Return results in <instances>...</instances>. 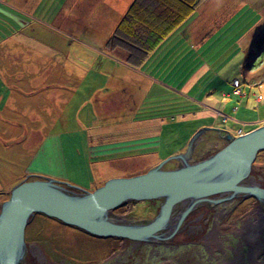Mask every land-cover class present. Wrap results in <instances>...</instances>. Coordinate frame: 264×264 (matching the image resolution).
<instances>
[{"label": "rangeland", "instance_id": "374dc122", "mask_svg": "<svg viewBox=\"0 0 264 264\" xmlns=\"http://www.w3.org/2000/svg\"><path fill=\"white\" fill-rule=\"evenodd\" d=\"M81 1L0 0V70L12 75L4 83L0 77V107L5 94H11L14 107L0 110V204L8 190L28 177L50 174L66 187L87 192L83 187L98 174L110 179L140 173L184 152L198 130L209 128L193 154L194 161H200L227 145L221 139L226 133L236 137L244 134L237 129L246 133L250 122L264 120V0H208L209 6L204 3L164 41V53L142 69L124 73L103 63L102 58H115L101 51L102 43L97 49L96 42L112 34L85 9L101 0ZM117 4L130 5V0ZM11 34L14 39L1 43ZM79 67L85 78L77 76ZM203 68L205 75L182 95L187 81ZM123 85L127 93L121 91ZM108 95H113L114 109L91 108L94 100L98 105ZM212 108L215 117L210 120L193 114ZM94 114L98 121L105 116L110 120L91 129L96 126ZM147 119L152 122L142 123L139 130L113 128ZM202 121L206 125L201 126ZM144 129L153 138L148 142L155 144L138 155L139 148L129 140L143 135ZM47 135H52L47 142L52 166H29ZM176 167L178 163L170 161L164 169ZM250 178L264 188V153L256 156ZM242 198L209 205L216 209L210 221L192 227L188 236L177 233L171 246L96 238L41 214L26 226L25 244H30L35 264H264V204ZM160 204L127 202L115 215L146 223ZM180 242L188 243L173 246Z\"/></svg>", "mask_w": 264, "mask_h": 264}, {"label": "water", "instance_id": "95a60500", "mask_svg": "<svg viewBox=\"0 0 264 264\" xmlns=\"http://www.w3.org/2000/svg\"><path fill=\"white\" fill-rule=\"evenodd\" d=\"M208 130H198L184 152L145 173L111 178L92 192L69 191L52 178L22 180L0 208V264L22 262L26 254L25 228L36 214L96 238L152 244L172 239L187 216L202 204L214 206L238 197H251L264 204V188L245 184L257 154L264 151V125L236 137L226 133L221 137L227 142L225 147L194 161L195 149ZM170 161H176L178 167L164 169ZM152 200H160L161 204L149 222L118 219L113 214L123 203ZM181 204H185L183 210L174 214Z\"/></svg>", "mask_w": 264, "mask_h": 264}, {"label": "crops", "instance_id": "0c3cea01", "mask_svg": "<svg viewBox=\"0 0 264 264\" xmlns=\"http://www.w3.org/2000/svg\"><path fill=\"white\" fill-rule=\"evenodd\" d=\"M17 1H20V0H17ZM79 1H80V3L82 2L81 0H79ZM104 3H107V6H105ZM131 3H132V0H130V4ZM209 3L210 2L207 1V5L206 6H209ZM95 6L96 7H104V10L102 11L101 9L96 8ZM95 6H93L94 8L89 9V10H87V8H86L85 10L87 11V14L88 15H91V18L93 20H95V21H101L102 24H103V26L107 29V33L108 34L109 33L112 34L113 31H114V29H115V27L117 26V24L119 23L120 19L123 17V15L125 14V12L127 11L128 7L130 5L129 4H126L125 6L122 7V6H120V4H117V0H101V1L95 2ZM83 7L85 8V6H83ZM181 27L179 29H181ZM88 28L89 27H86L84 29V31H86ZM99 32H100V30H98V33ZM14 38H15L14 34H11V35H9L8 39L5 38L3 40V42H1V43H5L9 39H14ZM17 39L20 41V34L17 35ZM106 42H107V40H105V41L102 40L100 42L97 41L96 42L97 49H99V44L102 43L101 44V48H100V49H102L101 51L102 52H105L106 53V54L104 53L105 55L110 56L112 58H115V60H113L111 58H102L103 63H106L107 65H114L117 68H119L123 73L126 72L125 69L128 70L129 72H131L130 71V68H133V67H131V66H129V65H127L125 63V53L122 52V51H118V50H108L106 48ZM162 46L164 47L165 45H161L155 52H153L149 56V58L147 59V61L141 67L136 68V69H142L148 62L151 61L152 58L158 56L157 54L164 53ZM92 50H95V49H92ZM92 57H94V56H92ZM60 64H61V62H60ZM81 67H83V65ZM81 67L77 68V76L79 75V78H85L86 75L81 72ZM204 72H205V70L203 68L200 71L196 72L195 75L187 81L186 86H185V90H183V89L181 90L182 95H187L188 94V91L191 89L190 88L191 85L194 82H196L198 80V78L204 74ZM11 76L12 75L10 74L9 71L0 70V77L3 78L2 79L3 80V83L6 82V81L9 82L10 79H11ZM122 77H123V75H121L119 78H122ZM78 79H76L74 82H78ZM47 81H49V79ZM67 82H68V80H67ZM108 90H110V88ZM121 91L123 93H127V88L125 87V85L121 86ZM4 96L6 98H8V100H9L8 101V105H7V101L5 100L6 98L3 99L1 101V104L2 103H4V104L1 105L0 110H3V107H4V109H8L10 111L11 109L14 108L13 107V102H12V100H13L12 98L13 97H11V94H5ZM65 96H66V94H65ZM100 100H101V102H99L98 105L95 104V101L96 100H94V102L91 103L92 104V107H91V105H90V107L93 108V109H114L115 105H114V102H113V95H108V96L104 97L103 99L100 98ZM65 105H63L62 108H56V109H64V106ZM40 109H51V108L50 107H41ZM132 109H137L136 105H134V107ZM197 113L203 115L202 119H205L206 115H208V117L206 118V120H210V117H213L214 116V110H213V108L212 109H204V110L199 109L198 111H194L193 112V114H197ZM104 114H105V112H104ZM94 118H95V122L94 123L96 124V126L95 127H92L91 129H97V126L98 125H101L102 126V124H103L102 122L107 121V120H110L109 119V116H107V117L105 116V117L100 118L99 121H98V118H97L96 114H94ZM225 121H227V117H225V119H224L223 122H225ZM146 122H152V121H148V119L147 120H143V121L142 120L141 121H137V120L136 121H130V124L128 126L124 127V128H121L120 125H117V124H115V126L113 128L118 129V130H126V129H128L129 131H131L132 128H135L136 127L139 130L140 128L143 127L142 126V123H146ZM257 123H264V120H258V122L257 121L250 122V126H249L250 128H249V130L254 129V128L262 125V124L257 125ZM203 125H206V122L202 121L201 122V126H203ZM144 126H147V127H144V128H148L149 127V125H144ZM110 127H111V125L110 126L108 125V128L109 129H110ZM218 127L219 128H223L221 125L218 126ZM215 128H217V126ZM223 129H227V128H223ZM227 130L232 131L230 129H227ZM236 131H238V133H245L243 129H237ZM154 137H156V136H154ZM51 138H52V135H47L46 138L43 139L40 142V146H39L40 148H39L38 151H40L41 148H43V147L44 148H43V150L40 153H38V154H40L39 156H35V158H34V155H35L36 152H34L32 154L31 159H30V162H29V166L33 165L34 162H38L39 164H42V167H45L46 164L49 166V168L52 166V164L54 162L53 156L50 154V152L48 151V148H47L48 145H49L47 142ZM97 139H99V138H97ZM119 139L122 140V138H119ZM151 139H153V138H148V133L144 129L143 135L140 132L138 135H136L133 138H131L129 140V142H134V145H132V146H135V147H138L139 148V150H137V151L141 152V154L138 153V155H145L146 154L145 153L146 150L151 151L149 149L154 148L153 145L155 144V142H148ZM121 143H122V141H121ZM23 146H24V148L27 147V145H23ZM129 146H131V145H129ZM142 147H144V148H142ZM36 158H38V159H36ZM60 162H61L60 163L61 166L63 167L64 163H62V161H60ZM65 163H66V161H65ZM144 171H147V169L144 170ZM48 177L49 178H54L50 174H48ZM109 177L110 176H108L106 173H104V174H98L97 176H95L93 178V180L91 179V181L87 183V186L86 187H83V186H80V187H83L84 189H87V190H91V189L93 190L94 188H96V187L100 186L101 184H103L104 181H106ZM39 178H41V177H39ZM20 179H22V178H20ZM74 185L78 186L77 184H74ZM75 188L77 190H79V191H84V190H81V188H78V187H75Z\"/></svg>", "mask_w": 264, "mask_h": 264}, {"label": "trees", "instance_id": "16d2710c", "mask_svg": "<svg viewBox=\"0 0 264 264\" xmlns=\"http://www.w3.org/2000/svg\"><path fill=\"white\" fill-rule=\"evenodd\" d=\"M206 1L132 0L107 40L106 48L124 52L125 63L139 68ZM261 153L264 151L257 157Z\"/></svg>", "mask_w": 264, "mask_h": 264}, {"label": "flooded vegetation", "instance_id": "af4514ba", "mask_svg": "<svg viewBox=\"0 0 264 264\" xmlns=\"http://www.w3.org/2000/svg\"><path fill=\"white\" fill-rule=\"evenodd\" d=\"M251 182H252L251 178H248L245 183L246 184H251ZM232 201H239L240 202V201H243V198L242 197H238V199H233V200H231V202ZM227 203H229V202L219 203L218 205L227 204ZM241 203H243V202H241ZM184 206H185V204L179 205L175 209L176 213H180L183 210ZM159 207L160 206H158L157 208L153 209L154 212L151 210L152 213H154L153 218L156 216V214H157V212L159 210ZM214 207L209 206V204H203V205L198 206L193 212H191L187 216V218L183 222L182 226L180 227L178 235L179 234L180 235L185 234V235L188 236V235H190L189 232L191 231L192 227H194L195 225H203V223H208L210 221L211 214L215 215V213H216L215 212L216 209ZM150 220H148V222ZM192 233H193V231H192ZM162 243H167L166 245H168L170 243V241L162 242ZM184 243L185 242L175 243V246H177V247L184 246L188 242H186L185 244ZM26 244H27V250H26L25 258H24L22 264H35V256H34V253L32 251V248H31L30 244L27 241H26ZM155 245L159 246V245H162V244L161 243H156Z\"/></svg>", "mask_w": 264, "mask_h": 264}, {"label": "bare ground", "instance_id": "6f19581e", "mask_svg": "<svg viewBox=\"0 0 264 264\" xmlns=\"http://www.w3.org/2000/svg\"><path fill=\"white\" fill-rule=\"evenodd\" d=\"M208 1V0H207ZM207 1L205 2V3H207ZM201 7V6H200ZM195 13V12H194ZM193 13V14H194ZM181 27V26H180ZM179 27V28H180ZM223 137V136H222ZM222 139V138H221ZM152 168V167H151ZM151 168H149V169H151ZM149 169H147V171L149 170ZM146 171H142V172H140V173H137V174H132V175H130V176H124V177H131V176H135V175H139V174H143V173H145ZM34 177V176H33ZM123 177V178H124ZM29 178V177H28ZM113 178H121L120 176H118V177H113ZM249 178H250V176H249ZM26 179V178H25ZM34 179L36 180V179H40L39 177H34ZM111 179V178H110ZM27 180H29V179H27ZM109 180V179H108ZM107 181V180H106ZM106 181H104V182H106ZM61 183V182H60ZM252 183V182H251ZM62 184V186L63 187H65V188H67L69 191H75V190H77L75 187H70V186H68V187H66L65 185H63V183H61ZM104 184V183H103ZM103 184H101L100 186H102ZM15 186V185H14ZM13 186V187H14ZM100 186H98V187H100ZM11 190L12 189H10V190H8V192L9 193H7V199L5 200V201H7L8 200V198H9V196H10V192H11ZM87 192H92V189L91 190H87ZM4 200H3V202H5ZM2 202V203H3ZM228 202H230V201H228ZM2 203L0 204V208H1V205H2ZM126 203H123L118 209H122L123 207H125L126 208V205H125ZM124 209V208H123ZM116 212H118L119 213V210H115L114 212H113V214L115 215V213ZM126 213V212H125ZM174 214H178V213H176L175 211H174ZM35 216V215H34ZM33 219V218H32ZM138 222V221H137ZM30 223V222H29ZM139 223V222H138ZM203 224H205L206 225V223H203ZM78 229V228H77ZM180 230V229H179ZM197 232H199L198 230H197ZM193 234H195V233H193ZM192 234V235H193ZM182 235H185V234H182ZM212 235V234H211ZM195 236H196V234H195ZM109 238H111V239H113V240H115V241H120V239H118V238H115V237H109ZM101 239H105V238H101ZM106 239H108V238H106ZM122 240V239H121ZM127 241V240H126ZM129 241V240H128ZM168 241H170V243L173 241L174 242V240H172V239H170V240H168ZM130 242H133V241H130ZM168 244L169 246H171L172 244ZM173 246H175V245H173ZM175 247H177V246H175Z\"/></svg>", "mask_w": 264, "mask_h": 264}, {"label": "built area", "instance_id": "2783aa9c", "mask_svg": "<svg viewBox=\"0 0 264 264\" xmlns=\"http://www.w3.org/2000/svg\"><path fill=\"white\" fill-rule=\"evenodd\" d=\"M234 85H235V87H236V86L238 85V83H237V82H235V83H234ZM235 92H238V91H236V90H235Z\"/></svg>", "mask_w": 264, "mask_h": 264}]
</instances>
